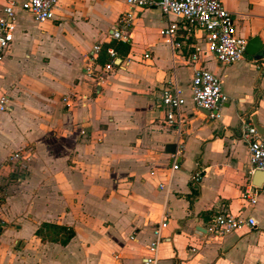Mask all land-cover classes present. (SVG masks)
Returning <instances> with one entry per match:
<instances>
[{
  "label": "crops",
  "instance_id": "crops-1",
  "mask_svg": "<svg viewBox=\"0 0 264 264\" xmlns=\"http://www.w3.org/2000/svg\"><path fill=\"white\" fill-rule=\"evenodd\" d=\"M10 1L0 0V17ZM220 1L237 35L264 46V0ZM128 10L126 0H59L42 24L16 10L0 62V95L9 98L0 112V264H144L163 213L168 225L155 264H264V194L252 208L241 199L264 178L251 173L238 127V116L248 115L264 134V59L245 54L222 67L201 56L229 98L211 122L189 99L192 67L162 35L175 18L145 8L134 11L127 40L115 41L129 46L128 65H111L96 87L110 62L97 61L92 78L87 55L112 41ZM145 52L152 58L143 62ZM169 81L187 101L177 129L164 124L158 106ZM169 145L182 148L176 171ZM24 147L34 156L16 182L7 158ZM195 170L199 184L190 181ZM222 211L252 217L256 228L207 236L205 225ZM42 224L72 228L74 237L65 246L43 241L35 235Z\"/></svg>",
  "mask_w": 264,
  "mask_h": 264
},
{
  "label": "built area",
  "instance_id": "built-area-1",
  "mask_svg": "<svg viewBox=\"0 0 264 264\" xmlns=\"http://www.w3.org/2000/svg\"><path fill=\"white\" fill-rule=\"evenodd\" d=\"M58 2L59 0H24L22 2L12 0L8 3L0 17V62L9 52L13 42L16 10L30 14L35 22L42 24L53 20V11ZM126 3L129 10L119 16L110 31V39L117 42L127 40L124 32L131 26L135 10L155 8L165 16H173L175 21L168 24L162 35L167 38L172 50L185 58L187 64L193 69L188 87L191 104L196 110L205 112L207 120L218 121L222 109L229 104V98L222 91L220 79L204 68L201 56L210 55L222 67L231 66L243 59L248 41L237 35L232 14L225 9L220 0H126ZM100 51L101 45L96 44L86 58L87 75L92 78L93 67L97 65ZM107 54L112 61L97 73L99 75L94 79L96 87H101L105 83L102 72L109 71L111 65L116 64L123 68L129 63L128 60L118 57L113 49H108ZM151 58L150 52L142 54L143 62ZM186 102L184 90L169 81L161 92L158 103L167 127L177 129L184 122L182 110ZM8 103V96L1 94L0 112L8 111ZM238 127L240 140L248 148L251 173H264V134L254 127L248 115L238 116ZM181 152L180 147L170 155L173 171L180 167ZM33 156L32 149L24 147L7 158L8 164L13 167L16 182L24 179ZM201 180L202 172L195 170L190 177L191 183L199 184ZM159 189H163V185H159ZM261 194H264V181L258 185L246 186L242 191L241 199L252 208ZM167 225V213H163L161 221L153 230L154 239L148 246L151 256L143 260L144 264H155L158 245L163 240L161 232ZM243 228L255 229L254 218L222 211L215 214L205 225L204 233L209 237L224 238Z\"/></svg>",
  "mask_w": 264,
  "mask_h": 264
},
{
  "label": "trees",
  "instance_id": "trees-1",
  "mask_svg": "<svg viewBox=\"0 0 264 264\" xmlns=\"http://www.w3.org/2000/svg\"><path fill=\"white\" fill-rule=\"evenodd\" d=\"M108 49H113L118 57L124 58L129 51V46L126 44L116 43L115 41L101 45V51L98 59L99 64L103 65L112 61L107 54ZM35 235L40 237L43 241L45 240V237H47L50 241L59 242L61 246H65L74 237V231L72 228L42 224L36 230Z\"/></svg>",
  "mask_w": 264,
  "mask_h": 264
},
{
  "label": "water",
  "instance_id": "water-1",
  "mask_svg": "<svg viewBox=\"0 0 264 264\" xmlns=\"http://www.w3.org/2000/svg\"><path fill=\"white\" fill-rule=\"evenodd\" d=\"M157 1H161V0H157ZM245 53L249 56L254 57L255 60L264 59V46L261 44L260 40L257 37H254L247 42ZM252 124L254 125V127H256V129L261 134H263L262 130H260V128L257 126L255 120L252 121ZM165 151L167 153L173 154L175 151V146L169 145L166 147ZM254 177H257V178L263 177L264 178V173L255 172ZM255 184L258 185L259 183L255 182Z\"/></svg>",
  "mask_w": 264,
  "mask_h": 264
}]
</instances>
